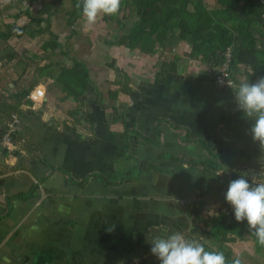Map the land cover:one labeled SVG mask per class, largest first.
<instances>
[{
	"label": "crops",
	"instance_id": "0c3cea01",
	"mask_svg": "<svg viewBox=\"0 0 264 264\" xmlns=\"http://www.w3.org/2000/svg\"><path fill=\"white\" fill-rule=\"evenodd\" d=\"M81 45L90 47L85 39ZM171 45V60L154 71L144 68L150 55L90 48L92 54L76 59L88 70L78 104L63 95L53 101L40 84L42 101L0 91V161L7 162L0 164V264H160L149 242L176 231L217 248L204 221L232 208L226 201L230 181L241 175L250 184L264 181L257 176L264 149L253 140L255 121L239 110L234 89H216L214 68L190 57L188 44ZM109 58L128 79L129 92L116 99L108 96L119 89ZM231 75L233 83L261 78L241 64ZM125 130H133L130 159L119 157L118 135ZM210 161L216 171L205 170ZM51 167L76 182L93 174L121 182L109 186L90 178L78 188L58 171L40 181ZM35 185L32 198H12ZM179 199L189 203L180 207ZM244 240L229 235L223 249L251 244L252 238Z\"/></svg>",
	"mask_w": 264,
	"mask_h": 264
},
{
	"label": "trees",
	"instance_id": "16d2710c",
	"mask_svg": "<svg viewBox=\"0 0 264 264\" xmlns=\"http://www.w3.org/2000/svg\"><path fill=\"white\" fill-rule=\"evenodd\" d=\"M38 0H28L29 5ZM60 3L61 0H56ZM82 0H71L72 9L67 12L68 25L81 17L82 7L77 8V3ZM46 9L49 3H42ZM128 5L135 14L137 20L126 31H122L115 41L105 42L107 46L124 47L128 51H137L143 55H152L157 49L170 46L173 42H183L190 46V57L201 58L203 62L214 68V78L218 74V68L225 61L227 49L230 50V62L228 63V71L231 74V68L236 64H241L250 68L256 77H264V6L259 0H122L121 7ZM212 5V7H210ZM120 7V8H121ZM56 8L52 12H56ZM21 15H14L18 18ZM22 16L30 18L29 12L25 11ZM115 16H103L102 19L106 23H110ZM48 26V20L45 21ZM22 28L13 25H5V30H0V43L8 41L13 37L15 31L22 32ZM116 36V33L114 34ZM114 36V38H115ZM53 40L43 43V48H58L56 36H52ZM262 44L258 47L257 42ZM160 49V50H161ZM7 60L11 61L16 58V53L4 54ZM70 67H59L54 74L47 71L49 66L40 69L41 76H45L52 80L55 87L59 88L63 94L62 100L70 98L75 102H81L85 94V88L88 82V70L76 59H71ZM107 67L114 72H119V76L127 83L126 75L115 68L113 63L107 64ZM232 77V75H231ZM121 80H114L113 85L119 86L118 91L108 92V96L116 99L117 93H128L127 84ZM215 86V85H214ZM216 88V87H215ZM26 91L20 93V98H25ZM5 114H11V111L5 110ZM70 114V113H69ZM133 130H125L118 135L121 150L119 157L121 159H130L128 155V135ZM161 129H156V143L160 137ZM151 144L150 140H146ZM216 156V154H215ZM205 170L211 168L216 171V164L210 161L204 164ZM148 168H151L150 166ZM58 171L63 178L72 185L83 188L90 178L108 184L109 186L118 185L115 179H105L104 177L93 174L86 176L81 182H76L69 174L61 169L50 168V172L40 181L47 179L51 172ZM115 178V177H114ZM115 183V184H114ZM36 188L32 186L27 193L14 195L12 198L17 200H26L32 198ZM207 225L208 234L217 248H210L206 245V250L222 251L226 256L229 264L234 259H230L229 249H223L229 235L235 239L244 240L245 235L252 238L254 252L264 255V247H260L254 236L248 228L247 221L237 222L234 217V209L225 210L216 217L209 218L204 221ZM256 246V247H255Z\"/></svg>",
	"mask_w": 264,
	"mask_h": 264
},
{
	"label": "rangeland",
	"instance_id": "374dc122",
	"mask_svg": "<svg viewBox=\"0 0 264 264\" xmlns=\"http://www.w3.org/2000/svg\"><path fill=\"white\" fill-rule=\"evenodd\" d=\"M43 2L49 3L48 9L42 4ZM53 8L57 10L55 13L52 12ZM71 9V0H61L60 3H57L56 0H38L31 5L28 0H0V30L4 31L5 25L23 29L22 32L15 31L13 37L8 41L0 43V91L3 90L8 96L18 99L25 87L40 84L48 88L49 98L53 101L59 100L63 95L61 90L55 87L51 80H48L49 78L41 76L40 69L49 66L50 69L47 71L50 70L55 74L61 66L70 67L71 59H77L83 53V56L92 54L91 49L96 53L101 49L103 52L107 47L105 42L115 41L122 31L128 30L137 20L131 8L128 5H123L110 23L104 22L101 18L95 26L89 29L85 27V18L82 14L80 18L68 25L67 12ZM25 11L29 12L30 18L22 16ZM18 14L21 16L14 18V15ZM46 19L49 22L48 26L45 23ZM53 35L56 36L59 47L44 49L43 43L53 40ZM84 39L86 43L89 42V48H81ZM169 47L159 48L156 51L158 55L156 52L150 55L153 60H150L144 68L150 67L154 71L156 68L164 67L166 62L171 60V56L166 53ZM134 52L140 56L139 52ZM7 53H16L17 57L9 61L4 56ZM137 61L139 65H143L139 60ZM112 62L110 58L107 60V64ZM139 69L141 70V66ZM114 74V80L118 79L124 84L126 83L119 76V72H114ZM69 99L72 98L69 97ZM76 103L78 104V102ZM2 154L3 151L0 147V158L4 159ZM0 164L1 166L7 165V162L1 160ZM10 164L9 162L8 165L10 166ZM10 169L12 172L17 171L15 166ZM243 241L246 243V240ZM251 241L250 243L253 245ZM251 244L242 243L239 248L230 249L229 258L235 259L239 256L243 260V264H264V255L255 254Z\"/></svg>",
	"mask_w": 264,
	"mask_h": 264
},
{
	"label": "clouds",
	"instance_id": "9594fccd",
	"mask_svg": "<svg viewBox=\"0 0 264 264\" xmlns=\"http://www.w3.org/2000/svg\"><path fill=\"white\" fill-rule=\"evenodd\" d=\"M121 3L122 0H82L77 8L82 7L85 27L90 29L103 16L117 15ZM231 86L239 110L255 121L251 128L253 140L264 149V77L255 83L245 78ZM226 201L234 209L235 220H246L251 235L260 247H264V181L250 184L241 175L230 181ZM149 243L151 253L160 264H229L222 251L206 250L200 241L187 238L179 231L155 235ZM231 264H243V260L237 256Z\"/></svg>",
	"mask_w": 264,
	"mask_h": 264
},
{
	"label": "built area",
	"instance_id": "2783aa9c",
	"mask_svg": "<svg viewBox=\"0 0 264 264\" xmlns=\"http://www.w3.org/2000/svg\"><path fill=\"white\" fill-rule=\"evenodd\" d=\"M262 18L264 19V14L262 15ZM225 55V61L223 62L222 66L218 68V74L214 78V85L216 89L218 90H224L231 88L233 84V80L231 77L230 72L228 71V63L230 62V50L227 49L224 53ZM45 96V89L42 86H34L29 87L26 90V101L30 102H36V101H42ZM13 118V117H12ZM16 122L15 119L11 121V124ZM257 176H259L261 179L264 180V168H260L257 170ZM189 202L187 200L179 199L177 200V204L180 207H184Z\"/></svg>",
	"mask_w": 264,
	"mask_h": 264
},
{
	"label": "water",
	"instance_id": "95a60500",
	"mask_svg": "<svg viewBox=\"0 0 264 264\" xmlns=\"http://www.w3.org/2000/svg\"><path fill=\"white\" fill-rule=\"evenodd\" d=\"M259 2L264 6V0H259ZM74 101V99H73Z\"/></svg>",
	"mask_w": 264,
	"mask_h": 264
},
{
	"label": "bare ground",
	"instance_id": "6f19581e",
	"mask_svg": "<svg viewBox=\"0 0 264 264\" xmlns=\"http://www.w3.org/2000/svg\"><path fill=\"white\" fill-rule=\"evenodd\" d=\"M256 247V246H255Z\"/></svg>",
	"mask_w": 264,
	"mask_h": 264
}]
</instances>
